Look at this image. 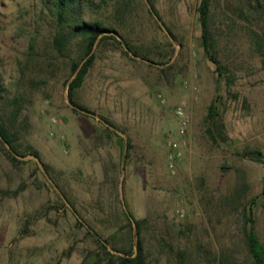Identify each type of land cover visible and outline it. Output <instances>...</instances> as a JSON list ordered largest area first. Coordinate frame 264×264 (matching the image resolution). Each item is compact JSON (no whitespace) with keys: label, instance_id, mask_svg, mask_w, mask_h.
I'll list each match as a JSON object with an SVG mask.
<instances>
[{"label":"rangeland","instance_id":"1","mask_svg":"<svg viewBox=\"0 0 264 264\" xmlns=\"http://www.w3.org/2000/svg\"><path fill=\"white\" fill-rule=\"evenodd\" d=\"M248 1L210 0L227 81L201 44L200 0H81L110 28L87 55L77 35L55 43L50 0H0V123L38 153L13 159L0 137V264H107L137 240L128 213L149 264H251L241 213L264 243V15ZM90 54L81 109L71 66Z\"/></svg>","mask_w":264,"mask_h":264},{"label":"trees","instance_id":"2","mask_svg":"<svg viewBox=\"0 0 264 264\" xmlns=\"http://www.w3.org/2000/svg\"><path fill=\"white\" fill-rule=\"evenodd\" d=\"M210 6V0H200L199 2L198 12L201 24V44L206 55L215 64L217 75L229 81L230 76L228 77L225 66L219 62L214 52H212L215 39L209 26ZM49 7L53 13V20L55 21L56 26L60 28L55 36V43L60 44L63 41L68 40L70 37L77 35L79 38V44L84 46V52L85 55H87L92 52L93 46L97 40L109 38V35L105 34V32L110 30L109 27L105 26L99 21L86 19L81 16L80 10L83 7L81 0H50ZM248 9L253 11L255 14L264 15V0H249ZM259 37L263 40L261 36ZM259 37L255 38L254 42V45L258 48L262 46L259 41ZM126 47L134 53L137 52L132 50L128 43L126 44ZM93 59L94 56L90 54L81 65L78 62H73L71 66L72 71H76V74L69 83L68 98L74 106L81 109L86 108L74 99V90L83 82V79L92 64ZM208 109L209 116L211 119L213 118L214 121V116L218 114V108L215 103L212 102L208 106ZM105 121L107 122L108 120L105 119ZM216 122L217 121L215 120V126ZM0 137L9 146L11 152H13V155L11 156L13 159H16L17 155H24L26 153H32L35 156H38L37 151L32 149L30 146H27L24 154H21L3 123H0ZM244 154L255 160H259L262 157V152L256 149H247L244 151ZM241 215L243 218L244 244L251 258V264H264V243L260 240L254 229V215L251 207H244ZM126 216L128 220L134 221V229L135 234L137 235V240L134 244H130L127 248L115 246L114 250L119 253H109L107 264H149L141 236V220L134 219L130 213L126 214ZM103 246L106 247L105 244H103ZM134 247L135 250H133ZM170 249H172V247H170ZM177 255L179 259L180 257H183L184 250L179 249L177 251ZM215 257L216 264H230L229 260L224 254H216Z\"/></svg>","mask_w":264,"mask_h":264},{"label":"built area","instance_id":"3","mask_svg":"<svg viewBox=\"0 0 264 264\" xmlns=\"http://www.w3.org/2000/svg\"><path fill=\"white\" fill-rule=\"evenodd\" d=\"M176 113L181 119V129H183L187 122V116L183 113L181 109H177Z\"/></svg>","mask_w":264,"mask_h":264}]
</instances>
